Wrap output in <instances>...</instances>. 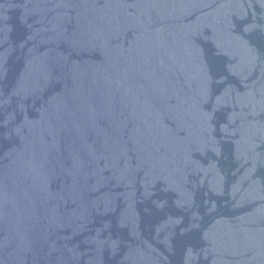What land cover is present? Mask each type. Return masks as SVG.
Segmentation results:
<instances>
[{
    "label": "water",
    "instance_id": "obj_1",
    "mask_svg": "<svg viewBox=\"0 0 264 264\" xmlns=\"http://www.w3.org/2000/svg\"><path fill=\"white\" fill-rule=\"evenodd\" d=\"M0 264H264V0H0Z\"/></svg>",
    "mask_w": 264,
    "mask_h": 264
}]
</instances>
